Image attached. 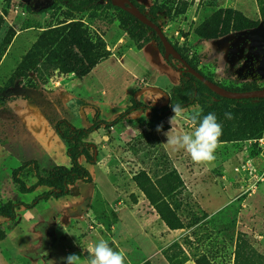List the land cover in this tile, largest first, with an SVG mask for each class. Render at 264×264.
I'll return each mask as SVG.
<instances>
[{
	"label": "rangeland",
	"instance_id": "rangeland-1",
	"mask_svg": "<svg viewBox=\"0 0 264 264\" xmlns=\"http://www.w3.org/2000/svg\"><path fill=\"white\" fill-rule=\"evenodd\" d=\"M138 3L147 13L156 12L165 36L174 47L216 83L228 87L251 82L258 76L264 79V18L257 0H138ZM236 11L258 21L259 27L233 33L232 18ZM0 19V89L14 90L0 105V205L19 200L32 203L47 188L22 195L13 181V171L30 160H36L43 170L53 165L68 166L69 161L66 145L48 124L43 109L30 101L28 96L34 94L27 92H35L46 103L63 105L71 113L73 124L82 128L89 127L95 117L90 107L94 105L90 87H103L98 93L105 96L102 99L105 103L97 106L102 119L111 122L125 111L122 101L137 98L126 88V80L132 78L116 62L133 42L120 27L118 11L105 0H0ZM222 21L227 23L221 39L208 41L199 36V32L219 27ZM75 22L84 23L93 35L102 37L105 49L110 52L86 85L73 75L62 74L52 54L58 37ZM143 58L147 65L152 64V53L148 51ZM139 59L137 55H128L126 66ZM30 61L37 62L36 69L21 78L23 65ZM142 69L141 74L133 72L139 78L135 81L138 88L146 86L151 72L148 66ZM151 96L152 93H147L142 102L152 101ZM113 98H119V102ZM109 102L117 105L110 108ZM197 111L201 112L200 108L191 107L184 110V115ZM145 120L143 115L129 118L112 129L101 128L91 134V141L98 146L97 164L88 166L83 159L81 162L90 170L93 185L79 183L67 199L45 203L44 208L52 216L56 209L66 210L63 214L64 219L67 216L69 219L65 223L68 240L71 235L84 248L90 234L96 240L105 239L114 250L124 253L125 264H170L163 253L173 244L181 247L176 253L178 260H188L185 264H196L200 255L208 256L214 264H234L237 236L243 234L247 244L264 256V185L254 194H242L233 173V167L244 158L243 141L236 138L220 143L212 165L194 164L186 151L174 150L166 144L168 137L164 133L169 131L158 135L156 142ZM172 124L171 134L193 130L183 118ZM172 167L187 187L186 200L179 199L182 202L179 213L187 225L196 224L170 233L134 183L133 176L146 171L157 180ZM35 181L30 176L27 184ZM203 214L208 218H203ZM7 223L10 222L0 219L6 232L13 226ZM151 235L161 243L162 252L146 258L134 239L152 241ZM66 237L63 234V239Z\"/></svg>",
	"mask_w": 264,
	"mask_h": 264
},
{
	"label": "trees",
	"instance_id": "trees-1",
	"mask_svg": "<svg viewBox=\"0 0 264 264\" xmlns=\"http://www.w3.org/2000/svg\"><path fill=\"white\" fill-rule=\"evenodd\" d=\"M105 1L108 6L118 11L121 29L128 33L130 39L138 48L150 42H155L164 57L165 50L163 44L154 30L142 24L128 12L113 6L110 0ZM130 1L156 25L162 28L159 24V16H157L155 11L147 13L139 5L138 0ZM257 2L260 6L261 16L264 18V0H257ZM226 23V21H222L219 27L213 26L208 32H199V36L208 41L221 39L224 36ZM259 25L258 21L250 20L241 12H234L232 18L233 33L249 32L257 29ZM105 45L103 38L93 35L84 23L75 22L65 30L63 35L58 37L52 54L57 58L58 68L62 74L73 75L77 81H82L96 66L106 61L110 56V52L105 49ZM179 53L192 68L207 80L216 83L199 70L183 53ZM165 61L174 70L179 73L181 72L179 85L173 87L169 94H167V105H145L136 97H133L130 106L111 122L102 119L101 110L98 106L90 105L95 112V117L89 127H76L72 122L71 113L63 105L60 104L59 107L54 103H46L40 95L29 90L27 94H34L33 96H28L32 104L43 109L48 124L66 145L69 165H53L43 170L36 160L22 163L12 173L13 181L19 193L28 195L34 193L39 188H47V192L37 196L31 204H25L21 201H8L1 204L0 219L14 224L18 217L17 211L21 207L30 210L35 208L41 201L62 200L72 195V190L79 183L93 185L94 181L90 170L81 162L83 159L88 166H95L97 164L98 146L95 142L89 140L91 134L99 131L101 128L112 129L128 120L134 112H149L145 122L151 134L156 137V142H159L157 138L159 134L171 129L166 122L169 117L174 115L170 107L171 104H180L184 110L198 107L201 110V116L215 113L218 122L223 126V135L220 137V143L232 141L236 138L242 141L255 139L264 134V99L231 100L223 98L211 91L195 76L187 73L181 62L175 60L173 57ZM36 67L37 62L31 61L23 65L20 77H27L28 73L36 69ZM216 84L232 92H253L264 89V79L260 76L254 78L251 82L241 83L239 86L225 87L220 83ZM10 86L13 87V85ZM12 93H14V90L11 87L1 88L0 105ZM226 112L232 114V119L225 118ZM160 124L163 125V129L162 132L158 133L156 127ZM30 169L33 171V176ZM30 176L36 179V181L29 186L27 180ZM133 181L170 231L190 229L196 224L187 225L179 213L182 205L179 199L184 201L187 187L176 168H168L157 180H153L146 171H140L133 176ZM186 207L189 206L186 205ZM203 218H208V215L203 214ZM197 220L195 219L194 222H197ZM243 237V234H238L237 236L234 264H264V256L258 254L250 244H247L248 242ZM6 238L7 232L0 224V242ZM178 250L181 251V247L178 244H173L164 251L163 255L170 264H185L188 261L186 258L178 260L179 255L176 253ZM196 264L214 263L211 262V258L208 256L200 255Z\"/></svg>",
	"mask_w": 264,
	"mask_h": 264
},
{
	"label": "crops",
	"instance_id": "crops-1",
	"mask_svg": "<svg viewBox=\"0 0 264 264\" xmlns=\"http://www.w3.org/2000/svg\"><path fill=\"white\" fill-rule=\"evenodd\" d=\"M151 43H154L156 45L155 42H150L143 47L138 48L133 43V45L129 49H127L123 56L116 62L121 67H124L126 69V73L130 78H132L131 80H126V88L129 94H136L137 99L142 102L147 93H152V96L149 99L152 101L142 103L150 106H164L168 103L167 94H169L173 87L179 85L180 83V73L166 63L165 58L160 53L159 49H155V45ZM148 51L153 55L151 65H147L143 58L144 54H148ZM130 54L137 55L140 57V59L135 63L128 62V65L126 66V60L128 59V55ZM104 62L105 61L96 66L90 74L83 78V84H85L86 81L90 79L91 81L93 80L94 73L97 71V69H99V67L104 64ZM145 66H148L149 69H151V72L147 77L146 86L138 88V86L135 84V81H137V79L139 78H137V75L135 77L133 74H141L143 72L142 70H144L142 68H144ZM102 88L103 87H101L100 89L93 85L90 87V93L93 95L92 100L95 106L105 103L102 100L103 98L106 99L105 96H100L102 94L98 93L102 90ZM94 90L97 91V95L99 96L94 95ZM107 99L108 101H111L110 98ZM114 100H112V102H114ZM116 101L119 102V98ZM123 102L124 105H122V108L126 110V108L130 106L131 97L130 100L128 99L126 101H122V103ZM116 105L117 104L109 102L110 108ZM141 115L147 118L149 112H134L130 115L129 118L133 120L134 117H138ZM166 122L172 129L168 131H173V124L169 123V119H167ZM89 140L91 141L90 138ZM62 200H48L45 201L44 204H39L33 209L27 210L26 208L21 207V209L17 211L18 217L16 219V222L12 224V228L7 229V238L4 241L0 242V264H65L63 258L67 257L69 254H76L80 256L81 259H86L88 257L87 249L89 248V246L98 242L99 240H96L95 236H93V234H90L86 236L85 247H79L73 240L71 235L69 240L68 237H66L67 234H65V232L67 230V226L65 223L67 220H69L68 216L67 220L64 219L66 215L63 213L66 210L56 209L52 212L54 214L52 216V214L47 211L46 208H44V205L47 202L59 203ZM21 202L25 204H31L24 201ZM7 224L9 225L11 223ZM166 229L170 233L176 232L170 231L167 227ZM144 233L147 234L145 230ZM63 234L65 235L66 239H63ZM170 235L171 234H168V236L171 238ZM134 240L138 245L141 253L146 258H152L156 256V254L162 252V245L159 241L156 240V236L151 235L152 241L146 239L140 240L138 238H135ZM41 245L42 248L40 247ZM42 250L44 253H46L45 255H42Z\"/></svg>",
	"mask_w": 264,
	"mask_h": 264
},
{
	"label": "clouds",
	"instance_id": "clouds-1",
	"mask_svg": "<svg viewBox=\"0 0 264 264\" xmlns=\"http://www.w3.org/2000/svg\"><path fill=\"white\" fill-rule=\"evenodd\" d=\"M174 115L170 117V123L177 118L185 119L192 131L183 134L164 133L167 137V145L174 150L187 152L194 164L212 165L216 160V150L220 146V137L223 135V126L217 120L215 113L201 116V112L185 116L184 108L180 104H171ZM225 118L232 119L230 112L225 113ZM163 125H157L156 131L162 132ZM172 130V129H171ZM42 248V245L40 246ZM88 257L81 259L76 254H69L63 258L65 264H125V255L122 251L114 250L109 242L100 239L87 249ZM46 253L42 250V255Z\"/></svg>",
	"mask_w": 264,
	"mask_h": 264
},
{
	"label": "water",
	"instance_id": "water-1",
	"mask_svg": "<svg viewBox=\"0 0 264 264\" xmlns=\"http://www.w3.org/2000/svg\"><path fill=\"white\" fill-rule=\"evenodd\" d=\"M110 1L113 6L128 12L138 21H140L142 24L151 28L157 33L165 50V54H164L165 60H169L170 57H173L175 60L181 62L187 73L195 76L198 80L203 82L211 91H213L217 95L231 100L256 99V98L264 99V89L253 92H232L225 88L220 87L214 82L207 80L198 71L192 68V66H190V64L186 60L182 58V55L176 50L174 45L165 36L164 32L162 31V28L156 25L146 14L141 12L140 9L137 8L130 0H110Z\"/></svg>",
	"mask_w": 264,
	"mask_h": 264
},
{
	"label": "built area",
	"instance_id": "built-area-1",
	"mask_svg": "<svg viewBox=\"0 0 264 264\" xmlns=\"http://www.w3.org/2000/svg\"><path fill=\"white\" fill-rule=\"evenodd\" d=\"M243 155L233 173L240 184L242 194H254L264 185V134L242 142Z\"/></svg>",
	"mask_w": 264,
	"mask_h": 264
}]
</instances>
